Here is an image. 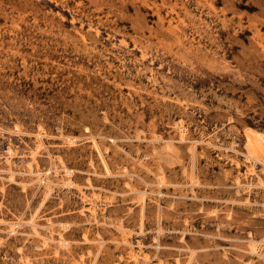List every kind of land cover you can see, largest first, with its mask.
Returning a JSON list of instances; mask_svg holds the SVG:
<instances>
[{
    "label": "rangeland",
    "instance_id": "obj_1",
    "mask_svg": "<svg viewBox=\"0 0 264 264\" xmlns=\"http://www.w3.org/2000/svg\"><path fill=\"white\" fill-rule=\"evenodd\" d=\"M0 264H264V0H0Z\"/></svg>",
    "mask_w": 264,
    "mask_h": 264
},
{
    "label": "bare ground",
    "instance_id": "obj_2",
    "mask_svg": "<svg viewBox=\"0 0 264 264\" xmlns=\"http://www.w3.org/2000/svg\"><path fill=\"white\" fill-rule=\"evenodd\" d=\"M249 136V135H248Z\"/></svg>",
    "mask_w": 264,
    "mask_h": 264
}]
</instances>
